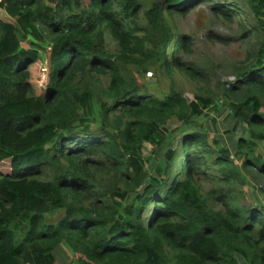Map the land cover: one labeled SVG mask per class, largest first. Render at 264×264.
Masks as SVG:
<instances>
[{"label":"trees","instance_id":"obj_1","mask_svg":"<svg viewBox=\"0 0 264 264\" xmlns=\"http://www.w3.org/2000/svg\"><path fill=\"white\" fill-rule=\"evenodd\" d=\"M192 1L0 0V264H60L64 247L75 264H264V203L233 191L244 174L264 179V0H241L258 45L222 96L188 100L146 75L205 81L190 37L164 20ZM213 1L240 17L239 0ZM222 104L225 137H209Z\"/></svg>","mask_w":264,"mask_h":264},{"label":"rangeland","instance_id":"obj_2","mask_svg":"<svg viewBox=\"0 0 264 264\" xmlns=\"http://www.w3.org/2000/svg\"><path fill=\"white\" fill-rule=\"evenodd\" d=\"M213 2V0H198L197 2L195 0L189 6H178L170 8V10H164V20L171 28L170 38L180 34H186L190 37L192 51L189 52L187 60L192 66L206 69L208 74L205 81L191 80L181 72H175L170 76L162 71L160 75L154 78L150 76L152 74L150 70L147 72L146 80H152L151 89L159 93L160 90H168L172 85L177 90L182 91L183 95L189 100L192 99L194 93L213 95L214 97L222 96L219 93V83L227 84L234 80L235 70L241 65L246 50L256 47L259 38L256 35L249 38L244 35V28L239 23V19L247 24H249V20H245L247 12L244 8L241 9V0L237 2L236 7V10L240 12V17H236L235 20H226L223 16L216 14L211 8ZM105 41L109 51L116 53L117 42L109 31L105 34ZM175 44L168 43V51H171V46ZM47 59L42 60V62L36 61L31 65V78L35 85L39 83V86H42L47 79ZM98 82L104 86L108 83V79L106 76H101L98 78ZM223 106L224 108L219 114L215 111L208 112V115L213 117L219 125V131H217L213 125V118L209 117L205 120L210 127L209 137L215 134L225 137L222 128H220V123L226 115L225 110L228 106L222 104L219 108L221 109ZM149 148L150 146H147V149ZM258 151L264 155V143L259 144ZM0 169L2 171L9 170V163L3 162ZM102 182L104 183V180ZM198 183L202 191H206L211 187L209 181L205 178H199ZM233 187L239 203H264V195L261 192V189H264V179L254 180L244 174V180L233 185ZM57 216L55 215L53 218L56 219ZM76 255L78 254H73L68 248L64 247L59 251L57 258L60 259V264H75ZM236 264L246 263L241 257L237 256Z\"/></svg>","mask_w":264,"mask_h":264}]
</instances>
